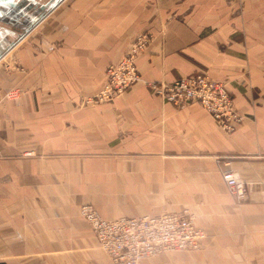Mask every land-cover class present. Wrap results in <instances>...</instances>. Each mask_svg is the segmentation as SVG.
Returning <instances> with one entry per match:
<instances>
[{
    "label": "crops",
    "instance_id": "1",
    "mask_svg": "<svg viewBox=\"0 0 264 264\" xmlns=\"http://www.w3.org/2000/svg\"><path fill=\"white\" fill-rule=\"evenodd\" d=\"M141 39V81L86 105ZM0 57V264H112L84 206L185 214L207 236L140 264H264V0H0ZM198 72L246 117L232 133L147 85Z\"/></svg>",
    "mask_w": 264,
    "mask_h": 264
},
{
    "label": "built area",
    "instance_id": "2",
    "mask_svg": "<svg viewBox=\"0 0 264 264\" xmlns=\"http://www.w3.org/2000/svg\"><path fill=\"white\" fill-rule=\"evenodd\" d=\"M143 39L130 49L118 64L108 67L105 83L100 91L84 100L86 105L97 106L113 103L120 94L130 90L141 81L136 59L142 50ZM163 101L177 108L191 103L199 104L214 119L217 127L232 133L246 119L234 106L224 83L214 81L198 72L172 83L147 84ZM20 92L11 90L5 98L18 100ZM222 181L238 203L247 200V185L232 170L221 173ZM80 216L91 227L97 248L105 253L112 264H140L156 254L195 250L206 239L191 217L185 214H163L157 217L119 218L114 221L100 219L94 209L84 206Z\"/></svg>",
    "mask_w": 264,
    "mask_h": 264
},
{
    "label": "water",
    "instance_id": "3",
    "mask_svg": "<svg viewBox=\"0 0 264 264\" xmlns=\"http://www.w3.org/2000/svg\"><path fill=\"white\" fill-rule=\"evenodd\" d=\"M1 58V57H0Z\"/></svg>",
    "mask_w": 264,
    "mask_h": 264
}]
</instances>
